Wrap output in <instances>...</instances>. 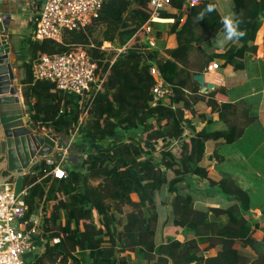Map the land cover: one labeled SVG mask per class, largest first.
Returning <instances> with one entry per match:
<instances>
[{"label":"trees","instance_id":"1","mask_svg":"<svg viewBox=\"0 0 264 264\" xmlns=\"http://www.w3.org/2000/svg\"><path fill=\"white\" fill-rule=\"evenodd\" d=\"M184 2L171 0L176 8ZM233 2L234 16L241 20L247 35L224 41V56L239 67L247 53L256 50L253 40L264 13V0ZM209 3L216 5L213 0H198L180 24L177 20L170 24L177 44L163 52L147 48L141 37L140 25L150 14L149 0H105L86 26L64 29L61 41L43 39L32 46L37 58L92 44L88 52L104 75L81 121L76 94L55 88L49 80H33L31 63L21 79L27 102L34 98L28 104L33 122L51 125L54 132L65 136L75 130L92 147L99 144L94 150L83 149L76 163H63L65 177L51 172L44 175L54 165L44 159L25 176L24 183L29 186L24 196L27 215H39L41 235L36 239L45 240L39 257L44 264H128L133 256L135 264H264V232L257 240L250 234L249 224L253 207L261 209L264 222V198L253 201L249 190L232 175L223 173L212 179L200 164L206 142L219 138L231 142L246 124L232 119L235 103H218L207 95L209 91H199L193 78L213 60V53L206 48L221 42L217 39L223 31L218 10L196 19ZM161 14L174 16L166 11ZM104 40L111 45L102 48ZM123 44L126 50L118 52L116 48ZM196 44L197 61L189 64L188 53ZM153 63L173 86L169 103L155 107L149 104ZM64 97H68L69 106L60 110ZM199 99L218 110L219 121L205 113L200 114V121L192 120V105ZM220 121L224 125L217 127ZM124 134L130 136L129 142ZM214 153L218 154V149ZM193 174L208 180L205 189L193 184ZM119 185L123 187L118 189ZM164 185L165 217L160 221L154 193ZM184 187L191 189L185 191ZM200 190L220 195L223 203L196 207L193 192ZM133 192L138 199L131 197ZM54 236L59 237L57 242ZM205 241L209 242L203 245ZM241 242L258 253L242 248ZM213 246L214 253L209 250Z\"/></svg>","mask_w":264,"mask_h":264},{"label":"built area","instance_id":"2","mask_svg":"<svg viewBox=\"0 0 264 264\" xmlns=\"http://www.w3.org/2000/svg\"><path fill=\"white\" fill-rule=\"evenodd\" d=\"M105 0H45L38 14L33 35L37 39L62 40L64 29L84 27L99 13ZM186 6H191L198 0H187ZM150 14L140 25V30L148 35L147 47L157 46L158 35L151 25L152 22H174V16H163L167 6L172 7L171 0H149ZM104 41L102 48L110 46ZM89 46H93L92 44ZM79 45L63 52L43 53L32 65V76L36 80H49L55 88L74 93L81 102H91L96 92L101 88L103 76L97 70V63L88 47ZM118 52L126 50V44L116 48ZM219 66L216 60L210 61L205 72H214ZM153 83L150 88L149 104L152 107L170 99L173 86L166 81L159 69L153 63L150 66ZM217 78V77H215ZM170 101V100H169ZM169 103V102H168ZM45 162L53 167L46 170L55 177H65L66 171L61 163L53 157L46 156ZM28 185L15 192L14 182L0 183V264H44L39 260L44 248V238L41 235L40 218L37 213L27 215V203L24 199ZM58 236L53 237L57 241Z\"/></svg>","mask_w":264,"mask_h":264},{"label":"crops","instance_id":"3","mask_svg":"<svg viewBox=\"0 0 264 264\" xmlns=\"http://www.w3.org/2000/svg\"><path fill=\"white\" fill-rule=\"evenodd\" d=\"M44 1L45 0H0V15L6 26L5 31L7 32L8 39L11 38V40H14L15 44L9 52V57L13 68H15V73L19 76L17 83L20 85V89L22 85L21 79L25 76V73L21 70V65L23 64L24 67V64L26 63L24 58L29 53V47H27V41L24 35L30 29V25L36 23ZM213 1L216 3L220 16L233 15L234 2H232V4L230 3V5L229 3H226V6L223 7V9L227 10V14L225 15L220 8L221 0ZM222 1L226 2L227 0ZM187 4L188 1L185 0L182 7L176 8L175 6H172L164 11L171 14L173 13L174 20H177L180 24L190 9V6L185 7ZM158 23L167 24V34L161 31L156 32L158 35L156 48L163 52L162 49L176 46V35L175 32L170 31V24L172 22ZM224 43V41H221L214 46L210 45L206 48L207 52H211V54L213 53L212 59L218 61L219 66L214 72H203L205 80L213 83V86L202 91L199 84V91H209L207 95L213 96L218 103L224 101L235 103L237 106L231 109V112L235 113L232 115L234 116L232 119L239 125L246 124L242 134L236 138L239 144L235 145L236 148L234 149L233 154L224 153L221 148L225 143L223 138L206 142L205 151L200 160V164L207 168L208 176L212 179H219L223 173L230 174L236 178L237 173L227 170L226 166H221L222 163H226L232 158L233 160L238 158L239 160L234 163L240 162V164H258V162H252V160H250L251 158L262 159L259 162L264 163V17L260 21L253 40V43L257 46L256 50L247 53L246 61L243 60L242 66L236 67L233 62L227 60L224 56L226 50V46L223 45ZM196 48L197 44L195 45V49H192L191 52L188 53L187 59L189 64H193L197 61V58H195L197 51ZM180 59L178 58L177 61H180ZM255 104L257 108H255ZM192 107L195 110L193 115L190 114V116L192 115L193 121H200L201 113H205L206 117H211L215 119V121H219L218 110H212L204 99L197 100L193 103ZM207 119L208 118H205L202 123ZM223 125L224 121H220L216 124L217 127H222ZM235 142L236 141L234 140L233 143ZM242 143H244V145H242ZM241 148L245 152L243 155L242 151H239ZM216 149H218V154L214 153ZM246 150H249V152L247 153ZM69 159V157H63L62 161L65 160L66 164H70L71 162ZM217 165H220V167ZM252 169L254 172H259L258 169L253 166ZM192 178L194 177L192 176ZM201 189H205L204 185H202ZM193 193L194 195L199 196V199H197L194 204L196 207L209 205L218 206L224 201L223 197L220 195H209L205 190ZM251 211L253 213L255 212L253 214L255 218L251 222L258 226L252 231V235L259 240L262 238L264 232V227L259 228L260 226H264V222L260 217L261 209L259 207H253L251 208ZM209 250H213L214 253L215 246L211 247Z\"/></svg>","mask_w":264,"mask_h":264},{"label":"water","instance_id":"4","mask_svg":"<svg viewBox=\"0 0 264 264\" xmlns=\"http://www.w3.org/2000/svg\"><path fill=\"white\" fill-rule=\"evenodd\" d=\"M5 27L0 15V183L13 181L18 193L27 170L33 169L46 156L61 162L67 156L69 144L58 133L36 131L35 122L24 113L18 92L19 76L9 57L14 40L8 39ZM193 78L202 91L213 86L205 80L203 72H195Z\"/></svg>","mask_w":264,"mask_h":264},{"label":"rangeland","instance_id":"5","mask_svg":"<svg viewBox=\"0 0 264 264\" xmlns=\"http://www.w3.org/2000/svg\"><path fill=\"white\" fill-rule=\"evenodd\" d=\"M233 0H227L226 2H223L222 0L220 1V8L222 10V12L226 15L227 14V10L226 9H223L224 6H226V3H230L232 4ZM169 6H167L166 9H168ZM165 9V10H166ZM233 15H234V11H233ZM264 17V13L261 15V18ZM260 18V19H261ZM34 25L35 23H33L32 25H30V29L26 32V34L24 35L25 38H26V41H27V47L30 48V51L29 53L27 54V56L24 58V61H26V65L24 64V67H23V64L21 65L23 72L25 73V69H26V66L29 65L30 63L33 65V62L35 61V58L33 57V48L32 46L39 42H42L43 39H37L34 37L33 35V29H34ZM151 25L153 26V28L155 29L156 32H164L167 34V24H163V23H158V22H152ZM144 40H145V43L147 42L148 40V35L147 34H142L141 36ZM106 42H108L107 40H104ZM103 41V42H104ZM148 45V44H147ZM15 46V44H14ZM26 47V48H27ZM109 47V46H107ZM32 68V67H31ZM15 70V68H14ZM33 78V76H32ZM33 80H36L33 78ZM19 88H18V92H19V96L21 98V102H22V107H23V110H24V113L25 114H29V107H28V104H31L34 102V98L33 97H29V101L27 102L26 100V94L23 92V89L22 88V85H21V89H20V85L18 84ZM27 86V85H26ZM29 88V87H28ZM68 97H64L62 99H60V110L61 108L65 107V105H68ZM78 99V98H77ZM170 99L164 101L162 104L165 105V104H168ZM92 102V101H91ZM91 102L89 101H83L80 103L79 99L77 101V109H78V113H79V120L81 121L83 119L84 116L87 115V112H88V108L91 104ZM161 104V105H162ZM69 106V105H68ZM255 108H257L256 104H255ZM27 112V113H26ZM239 119V118H238ZM35 126H36V131L40 132V133H44L46 131H52L53 133H55L52 129L53 126H46V125H41V123H35ZM58 135L60 137H63L65 139L68 140V144H69V147L67 149V156L66 157H69V161L71 163H76V161L78 160L79 158V153L81 151H83V149H87L88 151L90 150V148L92 147L91 144H89V142L87 140L84 141L83 138H81V135L78 133V131L76 132L75 130L71 133L70 136H65V135H61L60 133H58ZM124 138L129 142V138L130 136H126V134H124ZM236 141L235 143H233V141ZM233 141L231 142H227L225 141V143L223 144V146L221 147L224 151V153H230V154H233L234 152V149L236 148V144L238 145V141L237 139H234ZM101 144V143H100ZM99 144L96 143L95 146L93 145V147L91 148V150H94L96 149ZM242 145H244V143H242ZM239 151L241 152L242 151V155L245 154V152L243 151V149H239ZM237 152V151H236ZM246 152L248 153L249 150H246ZM157 153V152H156ZM236 154V153H235ZM230 156V155H229ZM239 160L238 158L233 160L230 159L228 160L226 163H222L221 166H226L227 167V170L229 171H232L234 173H237L236 174V179L239 181V183L244 186L245 188H247L249 190V192L251 193L252 195V199L253 201L255 202H258V201H261L263 198H264V163L262 162H259L261 161L262 159H258V158H251L250 160H252V162H258V164H255V165H251V164H244V163H241L240 162H237V163H234L235 161ZM249 161V160H248ZM65 163L66 164V161H61V164ZM202 163V162H201ZM218 167H220V165H217ZM252 166L256 169H258L259 172H254V170L252 169ZM34 169H31V170H27L25 173H24V176L26 175H30L31 173H33ZM169 175H171V171H169ZM193 177H194V182L193 184H196L201 186L204 185V183L208 182V180L206 178H200L198 179L197 175L196 174H193ZM198 180V181H197ZM93 182H96V180H93ZM196 186V185H194ZM118 189L120 187H123V185H119V186H116ZM185 191H188L189 189L191 188H188V187H184L183 188ZM166 187L165 185L162 186L161 188L155 190V193H154V201L156 202V205L158 206V210H159V213H158V217H159V220H163L164 217H165V214L163 213V209L165 207L166 204H164V194L166 193ZM131 197L133 199H138V196L135 192H133L131 194ZM194 204H195V201L197 199H199V196L197 195H194ZM255 211V210H253ZM253 213V212H252ZM255 213V212H254ZM253 213V214H254ZM257 213V212H256ZM93 214L95 215V217H97V211L94 209L93 210ZM255 217L253 216V219ZM97 219V218H96ZM226 218L223 217V220H225ZM252 220H250L251 222ZM61 222L62 219H61ZM250 224V234H252V231L255 230V228H257V224L251 222L249 223ZM264 226H260L259 228H263ZM257 230V229H256ZM264 230V228H263ZM171 231V230H170ZM249 234V233H248ZM59 240V239H58ZM57 240V241H58ZM57 241H54V242H57ZM209 241H205L203 243V245H206ZM241 247L242 248H245L246 250H248L249 252L251 253H258L255 251L254 248H252L249 244L245 243V242H241L240 243ZM44 245H45V240H44ZM239 244L238 243H235V246H238ZM45 249V246L43 248V250ZM42 250V251H43ZM42 251L40 253V255L42 254ZM207 252H209V250H207ZM210 252H213V250H210ZM135 257L133 256L131 258V260L128 261V264H135ZM142 263H145L144 261H142Z\"/></svg>","mask_w":264,"mask_h":264},{"label":"clouds","instance_id":"6","mask_svg":"<svg viewBox=\"0 0 264 264\" xmlns=\"http://www.w3.org/2000/svg\"><path fill=\"white\" fill-rule=\"evenodd\" d=\"M215 11H217L216 5L213 3H209L208 5H206V7L203 10H201L198 13L196 19H197V21H200V20L204 19V17L206 15L211 14ZM220 23L223 26V31L218 32V36H217L218 40L234 41V40L242 39L243 37H245L247 35L246 31L243 30L240 26L241 20L239 18H236L234 15L221 16ZM50 157H52V156H50ZM44 158H42V159H44ZM55 163H61V162L56 161ZM23 184H25V183H23Z\"/></svg>","mask_w":264,"mask_h":264},{"label":"flooded vegetation","instance_id":"7","mask_svg":"<svg viewBox=\"0 0 264 264\" xmlns=\"http://www.w3.org/2000/svg\"><path fill=\"white\" fill-rule=\"evenodd\" d=\"M33 121V120H32ZM37 124V123H36ZM56 133V132H55ZM2 159V157L0 156V160ZM4 174L6 173L5 171H2Z\"/></svg>","mask_w":264,"mask_h":264}]
</instances>
